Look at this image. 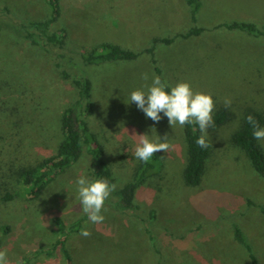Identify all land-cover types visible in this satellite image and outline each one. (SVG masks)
Segmentation results:
<instances>
[{
    "label": "rangeland",
    "instance_id": "1",
    "mask_svg": "<svg viewBox=\"0 0 264 264\" xmlns=\"http://www.w3.org/2000/svg\"><path fill=\"white\" fill-rule=\"evenodd\" d=\"M113 1L119 12L116 17L101 10L98 0H59L60 18L52 30H65L68 48L48 45L51 51L44 56L38 52L43 50L40 47L33 50L18 39L15 27L47 19L52 14L51 5L47 0H0V83L7 66L12 76L22 79L28 90L18 87L14 98L18 102L22 99L32 114L31 123L37 125L24 136V146L18 141L20 135H12L13 116L0 113V137L5 136L6 143L0 153V170L8 167L11 158L28 164L54 152L61 136L60 111L77 97L72 76L84 74L92 80L95 103L87 122L104 146L102 158L112 165L116 187L133 177L136 158L132 155L138 134H148L156 142L166 138L170 149L161 150L153 159L154 172H162L137 189L139 208L120 212L111 193L102 211L104 221L93 224L78 198V178L92 179L89 172L93 167L86 155L58 174L39 199L16 197L12 203L0 204V225L11 227L6 234L1 232L0 250L7 249L10 264H17L23 256L32 257L28 264H66L60 249L52 254L34 252L50 247L61 235L55 218L76 223L84 217L82 226H76L67 239L75 264H250L247 251L235 239L236 224L264 264V211L260 207L264 204V177L231 139L242 126L247 109L264 113V35L216 27L234 20L263 27L264 0H201L197 23L191 19L186 0ZM195 24L204 28L199 35L187 39L177 36L170 44H155V56H160L163 64L162 76L170 86L187 81L194 90L210 93L215 101L213 112L226 108L224 101L230 99L227 108L234 117L208 129L212 151L205 175L200 184L189 186L182 173L186 163L182 128H173L163 113L162 119L154 122L130 103L131 92L146 91L153 74L158 75L149 55L143 52L132 60L86 65L81 54L102 50L106 43L141 50L156 37L177 34ZM58 52L74 56L80 66L58 57ZM6 57H17L20 65H8ZM55 59L61 62L60 68ZM171 60H176L177 66L170 65ZM62 69L71 77L63 78ZM144 73L147 81L142 79ZM28 97L33 99L28 101ZM259 142L264 149V140ZM121 151L128 156L120 162ZM117 159L124 166L116 165ZM153 210L155 217L151 216ZM83 229L91 235L82 236Z\"/></svg>",
    "mask_w": 264,
    "mask_h": 264
},
{
    "label": "trees",
    "instance_id": "2",
    "mask_svg": "<svg viewBox=\"0 0 264 264\" xmlns=\"http://www.w3.org/2000/svg\"><path fill=\"white\" fill-rule=\"evenodd\" d=\"M51 5L52 14L50 17L44 20H29L27 23L15 29L17 32V38L21 41L27 42L29 47H33L36 50L40 47L43 50H38L42 55L50 52L48 45L56 46L58 49L68 48L66 41V33L64 29L52 30V25L60 18V5L59 0H47ZM186 3L190 7L191 19L194 23L198 21V13L202 6L201 0H186ZM13 25L10 24V28ZM216 27H226L228 29H241L254 35H264V26L258 27L256 23L247 21H230L221 22ZM1 28V26H0ZM204 30L203 27L195 24L184 32H179L175 35H167L156 37L152 40L149 46H146L143 51H146L151 55L153 63L157 64L158 58L155 56V44L163 42L170 44L175 40V37L181 36L184 38L191 37L193 35H199ZM12 44L10 43L9 46ZM38 54V53H37ZM141 54L140 50H133L119 45L106 43L103 49H92L81 54L83 64H93L106 60L116 59H135ZM58 57L64 58L66 62L80 66V62L75 59L74 56L58 52ZM16 56V55H14ZM8 57V56H7ZM6 57V58H7ZM57 57V58H58ZM56 60V59H55ZM16 62L20 65V60L17 57H9L6 59L8 65ZM6 64V65H7ZM57 68H60L61 62L56 60ZM7 66L3 71V80L0 83V113L9 116H13V124L15 125L12 130L13 136L20 144L26 145L25 137L29 130L36 129L37 125L31 123V113L26 108V104L14 98V94L19 88L25 85L17 77L12 76L9 72L10 69ZM156 71L163 78L162 69L156 65ZM82 71V70H81ZM83 73V72H82ZM63 78H70V74L65 69L61 70ZM73 86L77 90V97L70 102L65 108L60 111V139L56 144L54 152L46 157H40L33 163H19L15 158H11L8 167L4 170H0V204H9L14 202L16 197H22L29 201H35L40 198L42 191L47 185L53 181L58 174L65 172L70 166L82 160L86 155L90 157V164L92 169L90 170L91 180L103 179L107 180L110 184H116V176L112 170L110 161L104 160L102 155L104 153V146L101 143L96 132L92 131L87 122V114L91 113L94 109L95 103L92 98L93 83L92 80L81 74L79 76H72ZM169 85V84H168ZM19 87V88H18ZM169 85V91H170ZM26 90L28 88L24 87ZM31 90V89H29ZM26 100H32L33 98H25ZM38 98H35L36 103ZM34 103V105H35ZM42 110V109H41ZM248 112V113H247ZM247 116L252 115L258 122L260 128L264 127V113L258 110L246 111ZM2 114L0 116H2ZM247 116L242 126L232 134V141L235 145L241 147L248 155L251 164L264 177V149L259 140L253 137L254 128L247 122ZM234 117V112L228 108H221L213 112L214 126L210 128L219 127L226 121ZM2 118V117H1ZM183 137L186 147V159L185 165L182 170L184 181L189 186H196L201 183L203 175H205L208 157L211 154V143L206 137L208 147L201 148L196 144V140L202 135L197 124H186L183 128ZM14 137V138H15ZM5 136L0 137V153H3V149L6 147L4 143ZM127 158L125 151H121L119 154L120 162ZM134 158V155H132ZM157 153L147 163L137 159L132 173L133 177L120 187H116L112 195L116 197L113 202L115 208L122 213H128L130 210L139 208L136 201V191L140 185L147 182L151 178L155 177V165L154 158ZM118 158V159H119ZM118 159L116 165L121 167L124 165L119 164ZM2 167V166H0ZM3 168V167H2ZM162 169V168H161ZM154 174V175H153ZM249 204H254L252 200L248 201ZM261 210L264 211V204L261 206ZM129 210V211H128ZM156 211L151 212V216L155 217ZM139 216V215H137ZM86 218V217H85ZM150 218V217H149ZM84 217L79 218L76 223H68L62 218H55L54 221L61 231V235L51 244L50 247H40L39 250L34 252L35 254L47 252L52 254L53 250L60 249L62 252L66 264H75L74 257L69 249L67 239L69 235L75 231L76 226H82ZM69 225V226H68ZM11 227L9 224L0 225L1 232L8 233ZM233 231L235 239L238 243L244 246L248 253L250 264H260L259 258L254 253L252 245L248 241L244 231L238 225H233ZM1 241V237H0ZM32 257L23 256L17 264H28ZM154 264H161L160 261H156Z\"/></svg>",
    "mask_w": 264,
    "mask_h": 264
},
{
    "label": "clouds",
    "instance_id": "3",
    "mask_svg": "<svg viewBox=\"0 0 264 264\" xmlns=\"http://www.w3.org/2000/svg\"><path fill=\"white\" fill-rule=\"evenodd\" d=\"M148 78L147 73L142 75L145 81ZM133 102L138 109L144 112L146 118L154 122H159L162 119L161 113H163L173 128L177 125L183 128L186 124H197L202 135L196 140V144L201 148L208 147L206 136L208 129L214 126L213 111L215 109V101L210 93L194 90L191 83L187 81L176 83L170 87L169 91L167 81L153 74L152 83L147 86L146 91L137 89L131 92L130 103ZM224 104L226 108L230 107L231 100L225 99ZM247 122L255 129L253 137L257 140H264V128L258 126V122L251 114L247 116ZM170 147L166 138L164 142H156L150 139L148 134H138L134 156L147 163L156 153L161 150L167 152ZM77 185L83 213L93 224L102 223L105 219L102 214L105 210V202L115 191L116 185L103 179L91 180L83 175L78 178ZM81 235L88 237L91 232L83 229ZM0 264H10L7 249L0 250Z\"/></svg>",
    "mask_w": 264,
    "mask_h": 264
},
{
    "label": "crops",
    "instance_id": "4",
    "mask_svg": "<svg viewBox=\"0 0 264 264\" xmlns=\"http://www.w3.org/2000/svg\"><path fill=\"white\" fill-rule=\"evenodd\" d=\"M110 1V2H109ZM98 5H101V10H104V11H107V14L108 13H111V14H109L108 16H118V14H119V12H118V9H116L115 8V6L114 5H116V1H113V0H98ZM199 14V13H198ZM198 16V15H197ZM109 18V17H108ZM198 22V21H197ZM196 22V23H197ZM182 32H184V31H182ZM173 35H175V34H173ZM166 36V35H165ZM178 37H181V36H178ZM177 37V38H178ZM181 38H184V37H181ZM189 38V37H188ZM184 39H187V38H184ZM175 41V40H174ZM149 46V45H148ZM145 48V47H144ZM144 48H142L140 51H141V54L144 52V53H147L146 51H143L144 50ZM140 54V55H141ZM148 54V53H147ZM139 55V56H140ZM149 55V62L151 63V65H152V69H153V71L156 73V74H158L157 73V71H156V68H155V66L156 65H158L161 69H162V72L164 73V69H163V64H162V62H161V60H160V56L158 57V56H156L157 58H158V61H157V64L155 65V63H153V61H152V58H151V55L150 54H148ZM138 56V57H139ZM136 59V58H135ZM119 60V59H118ZM132 60V59H131ZM175 61L176 60H171L170 61V65H173V66H177L176 65V63H175ZM159 75V74H158ZM160 77H161V75H159Z\"/></svg>",
    "mask_w": 264,
    "mask_h": 264
}]
</instances>
